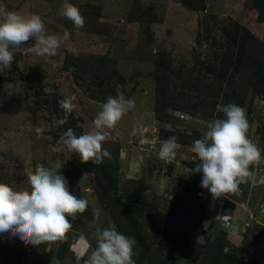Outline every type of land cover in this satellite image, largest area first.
Wrapping results in <instances>:
<instances>
[{
  "label": "rangeland",
  "instance_id": "obj_1",
  "mask_svg": "<svg viewBox=\"0 0 264 264\" xmlns=\"http://www.w3.org/2000/svg\"><path fill=\"white\" fill-rule=\"evenodd\" d=\"M65 3L79 9L83 28L62 15ZM256 6L254 0H0V21L8 12L39 15L49 34H71L55 56L29 51L34 40L10 46L12 67L0 72V183L30 191L29 171L57 166L72 194L88 201L84 213L68 217L63 258L62 241L33 246L0 234V264H85L97 230L136 237L125 204L136 238L147 245L139 253L135 242V264H264V159L249 166L252 177L228 198L213 199L201 187L202 173H188L198 163L193 142L212 119L223 118L218 104L246 110L248 137L264 157V24L256 21ZM177 8L186 12L184 22ZM118 89L135 108L105 130L102 147L110 158L102 164L116 182L110 187L93 162L52 148L68 128L77 136L88 132ZM73 95L77 107L68 122L53 126V117L64 116L58 101ZM37 127L45 128L42 137ZM171 136L176 148L162 160L159 150Z\"/></svg>",
  "mask_w": 264,
  "mask_h": 264
},
{
  "label": "clouds",
  "instance_id": "obj_2",
  "mask_svg": "<svg viewBox=\"0 0 264 264\" xmlns=\"http://www.w3.org/2000/svg\"><path fill=\"white\" fill-rule=\"evenodd\" d=\"M62 15L77 29L85 25V18L79 9L69 3L63 6ZM71 38L65 31L63 35L49 34L39 15L25 17L17 12H8L0 21V72L11 69L14 60L10 46L34 40L29 49L38 56H55L58 50ZM67 51L73 56L78 52L69 46ZM76 97H64L58 101L64 112L62 119L53 117V126L64 125L76 109ZM135 108V101L117 90L115 97L109 96L102 110L93 120L92 128L77 136L68 128L60 136L52 151L62 152L67 148L79 155L81 162L103 163L110 153L102 147L108 140L106 129H114L125 114ZM217 112L223 118H214L207 125L202 138L193 142L195 168L188 173H202L201 187L207 189L213 199L238 195L239 185L246 183L253 173L250 165L259 164L264 157L261 149L248 137L249 122L246 110L236 104L217 105ZM37 137H42L45 128L35 129ZM177 137L165 140L158 156L168 160L177 143ZM31 190L16 191L5 183H0V234L19 237L25 245L40 246L65 239L71 228L68 217L76 218L88 208V201L77 198L69 190L67 179L57 166L45 167L37 164L34 171L27 173ZM99 218V210L93 209ZM207 227V225H205ZM97 247L91 252L85 264H135L133 260L135 239L118 232L114 228L97 230L94 233Z\"/></svg>",
  "mask_w": 264,
  "mask_h": 264
},
{
  "label": "trees",
  "instance_id": "obj_3",
  "mask_svg": "<svg viewBox=\"0 0 264 264\" xmlns=\"http://www.w3.org/2000/svg\"><path fill=\"white\" fill-rule=\"evenodd\" d=\"M254 3L257 4L256 8L258 9L256 21L259 22L261 25H263L264 24V0H254ZM250 34H251V32H250ZM252 58L253 57L249 56V58L246 59V61H245L246 67L252 65V63H253V62H251ZM254 72H257V71H254ZM156 111H157V113H159V112L162 113L163 108L157 106ZM95 165L97 168H100V170H101L100 175L102 177V180H104L108 186L115 187L116 186L115 185V183H116L115 179L113 178L112 173L110 171H108V169L103 166L104 164L100 163V164H95ZM132 195L134 196V192L132 193ZM117 201H120V200L117 199ZM129 207L130 206L128 204L123 205V208L125 209V219L127 220L128 224L130 225L132 232H133V235H135L136 237H139V233L136 231V220L134 219V215L129 210ZM178 209H179V206H175L173 209L170 210V215L175 216ZM136 237L134 239H135V242L137 244V251L139 253H144L145 251H147V250H145L147 245H145L143 243V241L140 240V238L137 239ZM67 250H68V245L66 243H64V241H62L58 247V250H57L58 258H63L64 254Z\"/></svg>",
  "mask_w": 264,
  "mask_h": 264
},
{
  "label": "crops",
  "instance_id": "obj_4",
  "mask_svg": "<svg viewBox=\"0 0 264 264\" xmlns=\"http://www.w3.org/2000/svg\"><path fill=\"white\" fill-rule=\"evenodd\" d=\"M169 2H171L172 0H168ZM175 7V6H174ZM178 9V8H177ZM176 12V11H175ZM186 13V12H185ZM183 11H181L180 9H178L177 10V12L175 13L176 15L175 16H179L180 17V22H184L185 20H184V16L186 15ZM153 23H155V22H153ZM152 23V26L151 27H153V25H155V24H153ZM157 24V23H156Z\"/></svg>",
  "mask_w": 264,
  "mask_h": 264
}]
</instances>
